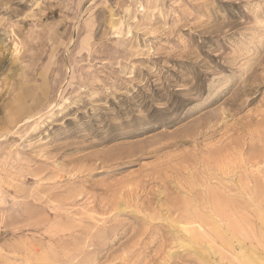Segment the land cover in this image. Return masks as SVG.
I'll list each match as a JSON object with an SVG mask.
<instances>
[{"label":"rangeland","instance_id":"1","mask_svg":"<svg viewBox=\"0 0 264 264\" xmlns=\"http://www.w3.org/2000/svg\"><path fill=\"white\" fill-rule=\"evenodd\" d=\"M0 264H264V0H0Z\"/></svg>","mask_w":264,"mask_h":264}]
</instances>
